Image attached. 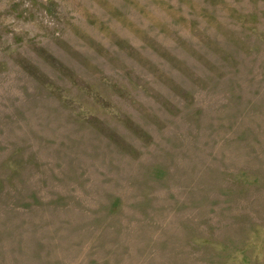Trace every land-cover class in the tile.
Wrapping results in <instances>:
<instances>
[{
	"label": "rangeland",
	"instance_id": "1",
	"mask_svg": "<svg viewBox=\"0 0 264 264\" xmlns=\"http://www.w3.org/2000/svg\"><path fill=\"white\" fill-rule=\"evenodd\" d=\"M0 264H264V0H0Z\"/></svg>",
	"mask_w": 264,
	"mask_h": 264
}]
</instances>
